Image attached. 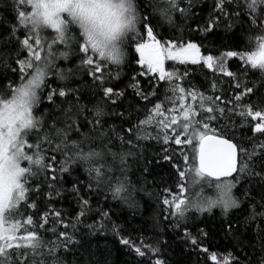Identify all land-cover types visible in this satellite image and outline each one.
<instances>
[{
	"label": "snow or ice",
	"instance_id": "obj_1",
	"mask_svg": "<svg viewBox=\"0 0 264 264\" xmlns=\"http://www.w3.org/2000/svg\"><path fill=\"white\" fill-rule=\"evenodd\" d=\"M68 3L0 0L13 14L11 21L0 14V264H65L62 253L80 242L77 233H111L130 259L139 258L134 264H145L143 258L149 253L151 264H168L165 249L170 245L163 238L168 232L181 240L185 251L195 254L190 264H206L208 257L201 261V255L210 248H223L225 253L219 258L218 253L211 254L215 264H264V151L255 150L264 149V143L249 149L246 145L252 137L245 140L242 132L238 138L226 123L239 109L240 117L259 121L250 131L264 136V96L259 104L245 102V97L257 94L255 85L245 86L227 101L200 94L198 113L184 104L186 96L196 101L197 93L177 83H190L189 68L180 67L184 65L218 69L235 80L236 73L225 67L229 57L243 62L245 74L250 69L264 73V0H127L121 15L127 13L124 27L133 34L126 45L131 50L134 44L133 56L138 54L135 62L144 69L138 75L151 74V90L142 88L133 76L128 87L144 103L130 104L123 111L115 108L125 90L112 83L120 79V72L105 75L103 69L109 64L106 56L110 64L124 63L116 41L126 32L113 27L111 17L98 23L91 15L78 18L69 12L71 19L65 21L61 13L69 11ZM204 4H208L206 13ZM77 21L78 34L70 26ZM41 23L55 36L43 37L38 30ZM221 28L233 36L236 29L248 34L255 50L202 55V48L209 50L205 39ZM73 57L79 63L71 67L58 63ZM166 61L177 63L166 67ZM85 74L92 85L74 87L73 81ZM53 76L62 83L51 81ZM160 82L167 85L166 101L175 105L178 96L180 116L168 115L177 109L165 110L164 103L157 102ZM241 86L237 81L235 88ZM216 87L214 83V91ZM85 88L90 93L87 102ZM42 102L48 107L37 114ZM106 117L116 118L119 124L109 123ZM153 141L190 145L191 158L183 150L175 157L168 148L149 156L144 142ZM161 163L174 169L172 186L165 182L162 190L153 175ZM201 181L218 190V198H182L186 186ZM141 194L149 200L155 197L161 208L152 217L156 236L151 245H138L123 224L113 220L112 202L133 216L142 213ZM66 199L77 209L69 214V222L63 209L55 207ZM215 208L221 209L217 229L197 227L193 233L190 221L211 215ZM26 209L34 211L25 219ZM57 225L63 229L57 231ZM40 230L55 239H46Z\"/></svg>",
	"mask_w": 264,
	"mask_h": 264
},
{
	"label": "trees",
	"instance_id": "obj_2",
	"mask_svg": "<svg viewBox=\"0 0 264 264\" xmlns=\"http://www.w3.org/2000/svg\"><path fill=\"white\" fill-rule=\"evenodd\" d=\"M210 2L211 0H209V3ZM201 7H203L206 13L208 4L201 5ZM196 10L199 11L200 9L197 8ZM0 14H2L5 17V19L9 21L13 19L12 12L10 11V9H6L3 6V4H0ZM166 28L167 25H164V29ZM73 31L76 34L79 33L78 29H76L75 27H73ZM234 31L236 32V36H233L232 33H225L223 28L218 29L214 35H209L207 39H205L204 41L205 45L209 46V50L205 51V49L202 48L201 54L202 55L211 54L214 56H219L223 52L229 50L254 51L255 43L253 42L251 45H249L247 38L248 34L241 32L239 29H236ZM41 35L47 39H51L52 37L55 36V33L49 30L47 32L41 33ZM144 38L146 39V33L144 34ZM193 39L194 42H199L198 37H194ZM233 44L237 46L232 47L231 45ZM133 53H134V44L132 45L131 50H129L128 46L126 45L124 63L122 65H113L109 63L108 67L106 69H103L105 75L107 74V72H113V73L116 71L120 72V79L112 81V83L115 85V87L118 90L119 89L125 90V97L117 102L119 107L115 108L116 111H123L126 108H128L130 104L142 105L144 103L143 101L139 100L138 97L135 96L133 89L128 87V85L132 83L131 78L133 76H137V79L140 81V85L142 88L146 90H151V85L149 84V79L151 74L145 76L138 75V73L144 71V69H142L141 66L135 62L136 59H138V54H135V56H133ZM58 63L64 67H71L79 63V61L75 57H73L68 62L58 61ZM174 63L177 62L166 61V67ZM180 67L189 68L190 83L188 81H177V83L180 84V86L185 87L186 90L195 91L197 93L196 101H193L191 99V96H186L184 104L185 106H192L197 110L198 113L200 112V108H199L200 94H203L205 96L219 95L221 96L222 101H227L229 98L234 97L236 94H239L241 91H243V88L245 86L252 87L255 85L257 94L249 95L248 97H245V102H255L256 104H259L260 96H264V73H261L259 72V70L256 69H250L247 72V74H245L242 71V68L244 67L243 62L239 61L238 58L229 57L225 59V67L228 68V70L236 73L235 80H233L230 77L224 76L223 73L219 72L218 69H209L207 68V66L201 67L200 65H184ZM97 75L100 74L98 73ZM49 79L56 83H62L56 81V78L54 76L49 77ZM230 80H231V84H229ZM237 81L242 82V86L240 89L235 88V84L237 83ZM152 83L155 84L156 82L153 80ZM214 83L217 86L215 91L212 88V85ZM84 84L88 86L92 85L91 77L87 76L86 74L83 75L80 79L73 81L74 87L82 86ZM158 87L160 88V91L158 93L159 100L157 102H163L165 110L175 107L177 109L176 112L180 113V110L178 109L181 106L178 100V96L175 97L177 102L175 105H173L171 102L165 100V95L167 94L166 93L167 85H165L164 82H160ZM225 89H227L226 94L224 91ZM83 95L85 102H87L90 95L87 88H85ZM96 99H99V97H93V101H95ZM216 103L220 104V101H217ZM47 107H48L47 103L42 102L37 114L42 113L44 109ZM151 107L152 106L149 105V108ZM228 107L231 108L232 105L229 104ZM106 110H110V109H106ZM254 110H258V108H255ZM238 112L239 109H236L235 114H231V119L229 121H226V123L228 124L229 131L235 132L238 138L241 137L243 132L245 140H247L248 137H252L251 142L247 143L246 145L247 147H249V149H252L254 145L264 143V136H261L258 133L254 134L250 131V129L253 128L255 124L259 121L252 120L251 117H246V118L240 117L238 115ZM106 118L109 120V123L119 124V120H117L116 118L113 117H106ZM133 122H135V120ZM213 124H215V122H213ZM245 129H247V131H244ZM169 133L171 134V129L169 130ZM144 143L148 145L149 156H151L152 153L161 151L162 148H168L169 152L174 154L175 157H179L180 152L183 150L187 152L191 158L192 147L190 145L178 146L171 142L168 145H163V144H156L154 141L144 142ZM255 150L257 152L264 151V149H259V148H256ZM78 171H82V170H78ZM173 171L174 169L171 168L168 163H161V165L156 166L154 168L153 175L155 177L156 183L160 185L161 190L165 186V182L168 186L170 187L172 186V180L170 179V174ZM81 178L82 179L84 178L83 175H81ZM149 179H152V177H149ZM193 179L199 180V178H195V177H193ZM187 183L188 182L186 181V185ZM164 195H168V194H164ZM141 196H142L141 203L144 205V209L142 213H139L135 216H133L132 213L126 208L116 206V202H112L114 205L113 220L123 224L127 234L138 245H140L141 243L151 245L155 243V236H156V233L152 227L153 225L152 217L156 214H159L161 212V208L156 204L155 197H153L152 200H149L147 197H143L142 194ZM218 196H219L218 191L212 193L206 187V185L201 182L193 183L190 188L186 186V191L182 194V198L186 197L188 199H195V200L216 199L218 198ZM41 207H43V205H41ZM55 207L63 209L65 213L66 222H69L72 219V215L69 214L74 215L75 212L77 211L75 205L72 204L71 201L68 199L56 203ZM22 210H23V206H22ZM33 211L34 210L32 209H26L25 219H26V215L32 214ZM220 216H221V209L215 208L213 209L211 215L204 214L202 217L195 219L194 222L190 221L193 233H195L197 227H205L206 230L214 232L217 229ZM213 217H215V219ZM50 226L51 224L46 227H50ZM62 229H63L62 225H57V231H60ZM40 231L41 234H43L46 239L49 240L55 239V236H53L51 233H47L44 230H40ZM67 231L69 232L72 231L71 224H69V228L67 229ZM76 238L79 239L80 242L75 245H70L69 246L70 250L67 251L66 253H62L65 259V264H134L135 259H139L136 257L130 259L129 254L125 249V247L120 245L118 243V238L113 236L111 233L107 235L97 234L95 236L80 235L79 233H77ZM163 238L167 239L170 245L169 248L165 249V258L168 260V264H190V262H194L196 260L195 254L193 253L190 255L187 251H185L186 246L174 234L168 232L167 235H165ZM220 243H224V242L220 241ZM245 243H248V241L246 240ZM142 250H146V249H142ZM213 252L218 253V258L225 255L223 248H210L208 253L201 255V261H204L205 257H208L206 264H215V261L210 259V256ZM150 255L151 254L149 253L148 255H146L145 258H143L145 260V264H151V261L148 258ZM155 258L156 257H152L153 260Z\"/></svg>",
	"mask_w": 264,
	"mask_h": 264
},
{
	"label": "clouds",
	"instance_id": "obj_3",
	"mask_svg": "<svg viewBox=\"0 0 264 264\" xmlns=\"http://www.w3.org/2000/svg\"><path fill=\"white\" fill-rule=\"evenodd\" d=\"M57 0H53V3H56ZM135 2V0H133ZM127 0H70V3L67 4L68 10L66 12L61 13V18L65 21H69L71 18L69 16V12H75L77 17L79 18L81 14L88 16L91 15L95 18L98 23H104L108 17H111V24L113 27L119 26L121 33L126 32L125 35H121L116 41V45L120 48L125 58V46L127 43V37L132 36V31L128 30L124 27L127 20V13L121 15L122 8L126 6ZM72 28L75 27L79 29V22L76 24L70 25ZM40 33L47 32L49 30L52 31L47 25L41 23L39 29ZM105 61L108 63H112L109 57H105Z\"/></svg>",
	"mask_w": 264,
	"mask_h": 264
},
{
	"label": "rangeland",
	"instance_id": "obj_4",
	"mask_svg": "<svg viewBox=\"0 0 264 264\" xmlns=\"http://www.w3.org/2000/svg\"><path fill=\"white\" fill-rule=\"evenodd\" d=\"M78 32H79V31H78ZM254 50H255V49H254ZM180 108H181V107H179L178 110H180ZM169 115H170V116H171V115H177V116H180V113H178V112H170ZM201 183H204V182L201 181ZM204 184H205V183H204ZM205 185H206V187H207L212 193H215L216 191H218V190H216L214 187L209 188L207 184H205Z\"/></svg>",
	"mask_w": 264,
	"mask_h": 264
}]
</instances>
